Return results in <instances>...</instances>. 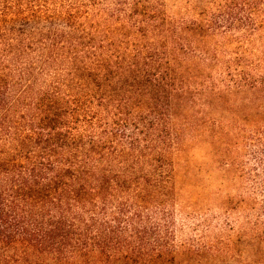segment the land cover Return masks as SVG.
<instances>
[{
  "label": "trees",
  "instance_id": "trees-1",
  "mask_svg": "<svg viewBox=\"0 0 264 264\" xmlns=\"http://www.w3.org/2000/svg\"><path fill=\"white\" fill-rule=\"evenodd\" d=\"M0 264H264V0H0Z\"/></svg>",
  "mask_w": 264,
  "mask_h": 264
},
{
  "label": "rangeland",
  "instance_id": "rangeland-1",
  "mask_svg": "<svg viewBox=\"0 0 264 264\" xmlns=\"http://www.w3.org/2000/svg\"><path fill=\"white\" fill-rule=\"evenodd\" d=\"M165 3L167 14L174 17V15H184L187 12L188 6L192 3L204 6L206 0H165ZM209 162L210 159L207 156L206 148L197 147L196 145L187 151L184 160L180 159V163L176 167L177 184L182 191L181 207L184 209L183 212L177 211V220L184 223L185 227L184 231L179 234L180 238H184L189 233L187 231L189 227L187 226L192 225L194 219L187 218L186 215L192 212L193 209L199 208L200 211L208 209V212L217 213L219 211L217 208L218 198H222L228 193L236 195L237 191L235 187L225 184L219 177L218 171L213 173L212 178L208 176L206 169ZM237 183L239 184L238 180ZM197 195H199L198 198H196ZM195 205L197 206L195 207ZM178 209L180 210V206H178Z\"/></svg>",
  "mask_w": 264,
  "mask_h": 264
}]
</instances>
